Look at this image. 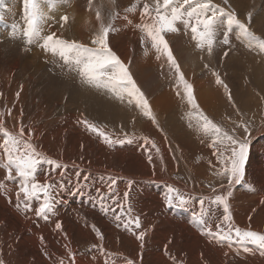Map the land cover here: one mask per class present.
<instances>
[{
	"label": "bare ground",
	"instance_id": "obj_1",
	"mask_svg": "<svg viewBox=\"0 0 264 264\" xmlns=\"http://www.w3.org/2000/svg\"><path fill=\"white\" fill-rule=\"evenodd\" d=\"M136 3L137 0H116L120 18L115 21L116 31L109 35V45L149 98L159 127L135 107L117 101L103 90L82 84L77 73L69 71L59 57L45 52L39 44H27L19 31L23 25V0H4L0 6L4 13V20L0 21V111L7 113L11 109V115L3 117L5 124L11 130L23 126L26 136L29 131L32 133L31 141L39 152L68 165L63 178L59 170L53 172L49 165H41L38 171L40 181L49 179L57 185L55 209L47 220L36 216L33 210L40 201H31V208L25 210L21 197L17 206L19 178L7 181L6 170L0 167V182L5 184L0 188V260L4 264H57L60 258L68 264L65 245L77 254L75 264H126L127 259L134 264H264V248L250 243L218 241L202 234L193 221L200 211L199 199L214 198L221 191V184L227 189V182L216 175L219 164L209 147L211 138L192 125L196 121L188 115L189 106L176 96L167 68L160 67L163 59L158 61L154 51L142 45L141 33L134 27L140 22L139 10L124 19V9ZM85 5L86 0H62L58 5L45 3V11L56 21L63 14L70 17L64 29L50 21L51 28L46 31L90 43V32L97 25L94 17L85 11ZM237 32L233 28L231 34L236 36ZM230 38V51L227 46H221L211 60L205 57L201 61L187 37L168 36L186 77L194 85L201 109L224 129L235 128L238 136L248 140L245 180L231 189L230 211L237 226L264 232V170H261L264 160L261 169L249 171L248 168L253 154L264 152V110L257 111L263 119L257 125L250 124L254 127L249 130L250 135L237 131L239 112L264 105V56L258 57L260 54L256 52L261 65L254 60V54L250 58L244 56L248 59L244 60L246 72L239 74L251 89L252 98L248 103L233 89L230 90L235 104L230 103L225 89L203 67L205 62L209 63L234 88L231 76L235 80L237 75L234 68L227 69L224 52L237 54V46L246 47V52L249 49L245 41ZM229 60L233 61L234 57ZM208 82L210 86L206 85ZM236 104H241L240 110ZM60 117L65 121L64 126L54 125ZM85 119L114 138L127 139L124 133L134 138L131 143L110 146L84 125ZM69 130H76L77 135L70 136ZM181 136L185 137V146L181 145ZM3 160L0 152V161ZM77 171L81 174L79 182ZM84 176L88 177L87 182ZM108 177L118 178L115 187L121 199L128 192L124 203L131 204L132 215L140 217V229H125L115 219L120 209L107 199L103 203L100 200L96 190L107 192ZM129 181H132L131 187ZM169 187L178 189L189 203L182 207L168 206L165 195ZM213 188L217 189L216 193ZM107 207L115 210L106 212ZM205 207L209 209L215 230L223 208L209 205L207 200ZM57 223L62 229L56 228ZM92 225L104 234L103 240L98 238ZM142 230L147 232L140 241L137 236ZM93 245H102L104 251H98Z\"/></svg>",
	"mask_w": 264,
	"mask_h": 264
},
{
	"label": "snow or ice",
	"instance_id": "obj_2",
	"mask_svg": "<svg viewBox=\"0 0 264 264\" xmlns=\"http://www.w3.org/2000/svg\"><path fill=\"white\" fill-rule=\"evenodd\" d=\"M61 2L62 0H23V25L19 27V31L26 39V43L29 45L39 44L45 52L59 57L69 68V71L77 73L82 84L103 90L117 101L135 107L144 117L159 127L149 98L137 84L128 70V66L109 45V35L116 31L115 21L120 18V12L116 10V0H107V3L105 0H86L85 11L94 17L97 25L90 32V43L88 44L76 39L65 38L63 35H58L56 31H46V28H51L50 21L58 23L61 29H64L65 25L69 23L68 14L61 15L56 21L55 17L48 15V12L45 11V3L58 5ZM3 5L4 0H0V6ZM136 10H139L140 22L136 23L134 27L141 33L142 45L153 50L158 61L163 59L160 67L167 68L176 96L184 100L189 106L188 115L190 119H195L197 129L211 138L209 147L213 149V154L219 164L216 175L227 182V189L225 190L224 185L221 184V191L214 198L202 197L199 199L200 211L194 215V223L201 229L202 234L218 241L250 243L264 248V232L237 226L233 222L229 205L232 187L245 180V164L249 150L248 140L238 136L235 128L224 129L201 109L195 95L194 85L186 77L176 50L168 39L170 34H182L187 37V42L193 46L194 51L200 54L201 61H204L205 57L211 60L219 47L227 46L229 51L231 50L230 34L235 27L238 29L237 40L245 41L247 47L256 50L258 54H264V37L256 35L249 27L252 13H247L248 22L246 23L238 17L237 12L235 9H231V6L222 7L214 0H152L151 3L148 0H143L142 5L141 0H137L136 4L124 9V19L127 20V14ZM72 19L74 20V17ZM3 20L4 13L0 11V21ZM127 22L132 23L131 20ZM16 27L17 25L14 24L13 28ZM221 33L222 39L219 38ZM224 55L227 56L228 52L225 51ZM203 67L212 73L215 77V83L225 89L228 101L235 104L231 90L221 78L220 73L211 68L207 62L203 64ZM16 95L18 97L19 92ZM237 111L239 110L237 109ZM5 115H11V109L7 113L0 111V137H2L0 139V152L4 156V160L0 161V167L6 170L5 179L7 181L19 178V187L16 192L17 206L19 207L21 197H23L25 210L31 208V201H40L39 206L33 210L36 216L47 220L49 214L53 213L55 209L54 192L57 185L49 179L40 181L37 178L38 171L41 165H49L53 172L59 170L63 178L68 165L56 159L48 158L39 152L37 146L31 141L32 133L29 131L26 136L23 126L18 130L9 129L3 119ZM83 123L110 146L126 142L131 143L134 138L128 137L127 133H124L127 139L114 138L112 134L87 119L83 120ZM249 124L250 122L241 121L237 125L243 130L245 136L251 134ZM144 140L146 144L149 142L146 137ZM153 147H155L154 143ZM157 151H159L158 148ZM148 159L151 161V155ZM80 176V171H77V182H79ZM83 179L85 182L88 181L87 176H84ZM107 179L109 181L107 192L101 193L99 189L96 190L100 200L103 203L107 199L120 209V214L115 219L122 222L125 229H140L142 227L140 217L133 216L131 204L125 205L124 203L128 200V192H124L123 199H121L115 187L118 178L108 177ZM128 183L131 187L132 181ZM3 187L5 184L0 182V188ZM213 192L216 193L217 189L213 188ZM206 200L209 205L215 204L223 208V215L215 223V230H213L209 209L205 207ZM165 202L168 206L182 207L189 203V199L178 189L169 187L168 193L165 195ZM104 210L107 212L115 209L107 207ZM56 228L62 229V225L57 223ZM92 228L98 238L103 240L104 234L100 229L95 225H92ZM146 232L147 230L140 231L137 239L143 241ZM65 247L68 264H75L77 254L67 248V245ZM92 247L98 251H104L102 245H93ZM0 264H4V261L0 260ZM57 264H65V259L60 258ZM126 264H134V262L127 259Z\"/></svg>",
	"mask_w": 264,
	"mask_h": 264
},
{
	"label": "rangeland",
	"instance_id": "obj_3",
	"mask_svg": "<svg viewBox=\"0 0 264 264\" xmlns=\"http://www.w3.org/2000/svg\"><path fill=\"white\" fill-rule=\"evenodd\" d=\"M214 2L217 3V4H220L222 7L225 6L226 8L229 5L234 6L235 9H236V11H237L238 17L241 20H243L244 22H246V23L248 21H247V14H245V13L251 12L252 13V19H251V23L252 24L250 23V25H249L250 29L253 32H255L256 35L261 36V37H264V26H263L264 25V10H263L264 9V0H227V3H225V0H214ZM239 14H240V16H239ZM54 28H55V26H54ZM234 30L236 32L238 31V29L235 28V27H234ZM230 37L235 38L236 36L233 35V34H230ZM246 46H247V44H246ZM236 49L239 51V53H237V54H235L233 52L232 53H229L226 57L223 58V60L224 61H227V63L225 64V65H227V69L229 70L230 68H234V71L237 73V74L234 73L235 76L237 75L239 77L236 76L238 79L235 77V80H237V83H236L235 80L233 79V77L231 76L232 80L235 83L233 85L234 88L231 87V86H229L228 85L229 84L228 82H226V84L228 85V88L229 89L237 90L238 93L240 92L241 94L239 93V96H242L245 100H247V103H248V102H251L250 99L252 98L250 96L251 95V89L249 88L248 83H246L247 81L245 80V78L242 75H240L239 72H241V71L244 72V73L246 72L245 67L247 66L246 65L247 62H244V60H248L247 57L250 58V56H252L254 54L255 57H256L254 60H258L259 62L258 61L257 62L259 63V65H261V60L259 58L257 59L258 54L256 53L257 51H255L254 49H250L248 47L249 50L247 52H246V47L244 48V47L237 46ZM244 49H245V54H244ZM253 52H255V53H253ZM240 54L241 55L244 54V55L241 56ZM245 55L247 56L246 58H244ZM260 56H264V54H260L258 57H260ZM230 57H234V60L233 61L232 60H229ZM235 60H236V62H235ZM236 66H237V68H236ZM241 67H243V70H241L242 69ZM236 69L237 70L240 69V71L237 72ZM240 76L242 78H240ZM207 84H208V86H210L209 82L206 83V85ZM244 87L246 89H244ZM214 92L216 93V89L214 90ZM214 95H216V94H214ZM222 96H224V95H222ZM236 108H238L240 110L241 109V104H236ZM263 110H264V105H261L260 107L256 108L255 110H250V111H246V112L242 111V112H239L237 115H239V121L240 122L241 121L250 122V124L257 125V124H259L261 122L260 120L263 119V118L260 119L261 117L259 115H257V111H263ZM256 115L259 118H256L255 117ZM218 120H220V119H218ZM64 122L65 121H63L62 117H60L57 120H55L54 125L56 123V125H63L64 126ZM250 124H249V130H254V127H251ZM192 125L196 128V130H198L196 124H192ZM237 129H238L237 131H243L240 128H237ZM69 135L70 136H76L77 135V131L76 130H69ZM188 136H189V133H188ZM181 145L182 146H185V137L184 136H181ZM263 160H264V152L259 153V152L256 151L253 154V157L248 161V163H249V167H248L249 168V171H257V170L261 169ZM261 170L263 171L264 169H261Z\"/></svg>",
	"mask_w": 264,
	"mask_h": 264
}]
</instances>
